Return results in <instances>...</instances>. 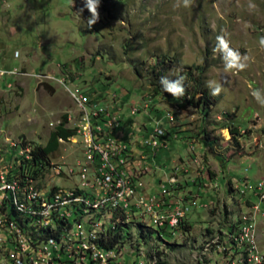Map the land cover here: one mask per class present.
<instances>
[{"label":"rangeland","instance_id":"1","mask_svg":"<svg viewBox=\"0 0 264 264\" xmlns=\"http://www.w3.org/2000/svg\"><path fill=\"white\" fill-rule=\"evenodd\" d=\"M83 4L0 0V167L24 153L22 142L44 145L60 122L82 132L74 94H83L81 109L99 105L117 116L105 143L118 137L127 142L153 190L175 175L174 200L190 206L185 233L161 230L160 242L170 243L158 260L199 264L208 246L212 264L227 257L241 264V249L223 236L260 201L259 183L264 189V0H189L188 6L184 0H101L100 21L92 29L86 27L90 13L79 11ZM163 57L175 60L172 78L187 66L204 67L215 100L210 110L180 108L175 98L151 92V67ZM229 62L245 67L229 68ZM217 85L221 90L212 95ZM157 123L165 146L142 147ZM229 125L240 134L233 136ZM48 159L39 184L72 188L86 159L81 138L59 139ZM132 175L139 181L136 166ZM135 226L131 232L143 248L159 240L156 227L143 239ZM257 227L264 254V217ZM132 234L123 240L134 242ZM220 244L226 247L218 249Z\"/></svg>","mask_w":264,"mask_h":264},{"label":"bare ground","instance_id":"2","mask_svg":"<svg viewBox=\"0 0 264 264\" xmlns=\"http://www.w3.org/2000/svg\"><path fill=\"white\" fill-rule=\"evenodd\" d=\"M88 146L96 147V140L88 139ZM105 149H116V142H106ZM127 149V145H123L122 153H130ZM122 163H127V155H121V150H114V154H106V164L115 178L124 179V172H129V177L133 181L132 167ZM11 170L12 176L9 180L0 179V190H6V214H0V228L7 227L9 221L11 226L19 229V235L24 237L21 241V255H28L33 251V247L47 243L59 246L61 252L76 251L83 245L82 255H89L90 250L96 249L101 251L120 249L113 251V259H123L122 251L137 250L144 264H162L158 258L164 251L166 241L160 242L161 230L167 226L159 225L149 216L127 215L124 205L117 203L116 195L105 197L95 195L92 199L89 181L75 183L72 188H65V192H61L60 186H43L39 184L38 177L32 178L27 175L28 173L25 175L16 173L13 165ZM28 189L38 194H48L49 201L41 203L36 196H28ZM70 211L72 212L69 213ZM132 223L141 225L139 230L133 224L138 229L137 234L140 233L143 239L148 237V231L156 227L159 240H156V244L153 240L150 247L143 248L135 237L136 233L131 232ZM245 223L246 228H240L238 225ZM184 225L181 224V229ZM224 233V241L232 242L233 246L241 249L240 255L242 254L243 259L241 264H258L255 254L259 251V243L254 236L255 223L246 220V214ZM129 234L133 235L131 238L135 239L134 242H126L127 238H130ZM240 235H244V239H241ZM222 246L226 247L220 244L218 249L223 248ZM16 248L17 235L9 234L8 253H16ZM208 249L206 246L201 252L205 253L206 257L200 254L199 264H212ZM259 259H264L261 252ZM0 264H8L7 246H0ZM11 264H25V260H19V255H12Z\"/></svg>","mask_w":264,"mask_h":264},{"label":"built area","instance_id":"3","mask_svg":"<svg viewBox=\"0 0 264 264\" xmlns=\"http://www.w3.org/2000/svg\"><path fill=\"white\" fill-rule=\"evenodd\" d=\"M79 102L80 113L82 116V132H75L73 138L79 136L85 149V162L81 164L76 172L77 181H89V193L94 199L95 195H116L117 203L124 205L127 215H143L149 216L153 221L159 223L161 226H167V233L162 234H183L186 231H181V224H189L188 212L189 205H185L179 201L174 200L173 186L177 179L175 175L159 185L158 190H153L149 183L139 173V181H132L129 177V172H124V179H116L113 172L106 164V154H114V150H121V155H127V163L131 166H136L135 152L122 153V146L125 141L121 137L115 138L112 142H116V149H105V133L110 129L111 125H118L116 114H110L106 108L99 105L94 107L89 105L88 109H81V99H87L86 96H75ZM136 110L132 109V113ZM164 130L162 127L155 125L153 129L147 133V136L141 139L139 144L142 147L156 148L165 143L162 141L164 137ZM88 139L96 140V147L88 146ZM24 150V149H22ZM25 152V150H24ZM139 153V152H138ZM141 156L144 154L140 151ZM119 160V157H117ZM58 171V170H57ZM177 168L174 170L176 173ZM46 175V173H45ZM38 176L40 180L44 176ZM12 176L11 166L0 167V179L9 180ZM264 182V181H263ZM57 184V183H53ZM73 183L69 184L72 185ZM61 187V192H65V186ZM263 183H259V202L253 203L246 210V220H254L255 235L258 236V219L264 217V189H261ZM5 193L6 190H0L1 205L0 214L5 213ZM28 196H36V199L41 203H46L48 194H38L33 190L28 189ZM70 211L69 213H71ZM68 213V214H69ZM67 214V215H68ZM66 215V216H67ZM240 228H246L245 224H238ZM9 234L17 235L16 253H8ZM244 239V235H240ZM24 237L19 235V229L10 225L5 228H0V246H7L8 264H11L12 255H19V260H25V264H144L136 251H122L123 259H113V251L120 249H108V251H101V249L90 250L89 255H82V247L80 245L78 250L71 252L59 251V246H53L51 243L40 245V247H33V251L28 255H21V241ZM219 250L213 249V252ZM259 252H263L259 244V251L255 254L258 264H264V259H259ZM134 256L136 259H126V256ZM224 264H231L230 257H227Z\"/></svg>","mask_w":264,"mask_h":264},{"label":"trees","instance_id":"4","mask_svg":"<svg viewBox=\"0 0 264 264\" xmlns=\"http://www.w3.org/2000/svg\"><path fill=\"white\" fill-rule=\"evenodd\" d=\"M176 65L175 60L168 58L158 59L151 67L152 79L150 80L151 92L154 95L163 94L178 100L180 108L188 106L200 107V109L208 111L215 104V100L211 97L204 83V67L194 65L187 66V70H180L178 76L171 77L169 71ZM161 77H167L170 81L176 80L178 77H183V85L185 94L176 98L166 92L160 82ZM229 130L233 136L239 135L236 126L229 125ZM75 135V129L64 126V121L60 122L55 130L50 134L47 142L44 145H34L28 147L24 142L21 144V149L25 152L18 158H14L13 168L16 173L32 177L43 176L46 173L49 165V155L54 152L59 146V139H68ZM26 155H29L27 157ZM35 176V177H34ZM186 228V224L183 229ZM169 241L166 244L169 245ZM172 243V242H171Z\"/></svg>","mask_w":264,"mask_h":264},{"label":"clouds","instance_id":"5","mask_svg":"<svg viewBox=\"0 0 264 264\" xmlns=\"http://www.w3.org/2000/svg\"><path fill=\"white\" fill-rule=\"evenodd\" d=\"M100 5H101V0H84L83 7L79 9L81 13H83L85 9H87V11L90 13L86 22V27L88 29H92L94 25L100 21V11H99ZM184 5L188 6L189 0H184ZM217 39L221 46L224 47L227 46L226 41L224 40L223 37H217ZM229 54L233 56L235 60L238 61L239 59L238 54L232 52H230ZM228 67L229 68L239 67L240 69H243L245 65L229 62ZM183 79H184L183 77H178L176 80L170 81L167 77H161L160 82L166 92H168L169 94H171L176 98H180L185 94ZM220 90H221L220 86L217 85L212 89V95H218ZM253 95L259 99V90L254 91Z\"/></svg>","mask_w":264,"mask_h":264},{"label":"crops","instance_id":"6","mask_svg":"<svg viewBox=\"0 0 264 264\" xmlns=\"http://www.w3.org/2000/svg\"><path fill=\"white\" fill-rule=\"evenodd\" d=\"M136 170H139V167H138V160H136ZM135 167V166H134ZM133 166H132V171H133V168H134ZM151 188H153V187H151ZM174 194H175V192H174ZM176 196V195H175ZM164 231L165 230H167V228L166 229H163Z\"/></svg>","mask_w":264,"mask_h":264}]
</instances>
